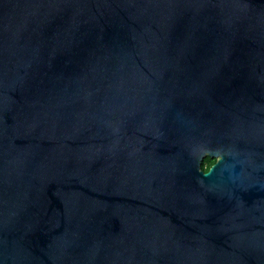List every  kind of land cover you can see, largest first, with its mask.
I'll return each instance as SVG.
<instances>
[{"label": "water", "instance_id": "water-1", "mask_svg": "<svg viewBox=\"0 0 264 264\" xmlns=\"http://www.w3.org/2000/svg\"><path fill=\"white\" fill-rule=\"evenodd\" d=\"M0 264H264V0H0Z\"/></svg>", "mask_w": 264, "mask_h": 264}, {"label": "trees", "instance_id": "trees-1", "mask_svg": "<svg viewBox=\"0 0 264 264\" xmlns=\"http://www.w3.org/2000/svg\"><path fill=\"white\" fill-rule=\"evenodd\" d=\"M216 162V159L214 158H210L208 156H205L201 165H200V169L203 172H207L209 170V168Z\"/></svg>", "mask_w": 264, "mask_h": 264}]
</instances>
